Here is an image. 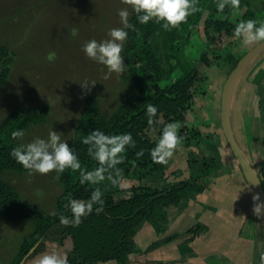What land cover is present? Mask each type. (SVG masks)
<instances>
[{"label": "trees", "instance_id": "16d2710c", "mask_svg": "<svg viewBox=\"0 0 264 264\" xmlns=\"http://www.w3.org/2000/svg\"><path fill=\"white\" fill-rule=\"evenodd\" d=\"M210 0H195L197 11L190 14L179 27L164 28L163 22L150 20L141 24L132 12L129 17L134 27L128 29L122 55L127 63V77L136 86L135 94L120 104L109 117H104L97 106L96 97L85 98L78 123L74 130L71 147L79 156L82 167L93 169L98 162L88 154V145L83 143L94 128L106 133L131 132L136 144L128 147L125 158L118 165L123 180H140L146 176L164 177L169 166L152 159L151 148L159 139L162 128L169 122L179 124L180 142L183 146H195L199 158L187 160L189 177L167 181L160 187L134 185L121 188L113 185L106 174L105 180L97 185L81 184L80 171L66 169L57 176L62 191L55 201L51 213H46L35 203L23 200L17 190L4 179L7 171L27 172L12 155L11 150L22 141L12 137L16 129L26 131L31 125L42 122L48 116L50 106L40 102L31 106H19L9 111L0 121V215L5 220L29 219L33 224L8 264H26L29 259L47 251V243L63 246L66 240L70 246L64 252L70 264H100L113 260L116 264H128L129 255L140 250L137 234L144 224H150L155 240L144 251L171 241L177 233L165 234L174 210L181 209L192 194L201 192L215 180L219 164L208 132L199 126L198 110L207 93L206 70L212 65L223 69L228 75L238 58L233 45L240 40L234 33L235 25L241 20L254 18L264 22V12H255L248 2L242 11L232 6L230 0L223 11L213 6L202 19L204 9ZM199 35L203 48L194 59L185 54L190 40ZM11 51L0 46V87L10 74ZM179 74L173 79V71ZM158 107L157 122L148 123L146 106ZM143 150L142 155L137 152ZM175 173H180L175 170ZM114 174V173H113ZM101 187L105 204L100 212L93 211L77 224H62L59 214L70 215L65 208L70 197L86 199L93 188ZM204 226L196 224L189 228L185 242L194 238ZM32 249V250H31ZM182 250L188 248L182 247ZM159 264H173L159 261Z\"/></svg>", "mask_w": 264, "mask_h": 264}, {"label": "rangeland", "instance_id": "374dc122", "mask_svg": "<svg viewBox=\"0 0 264 264\" xmlns=\"http://www.w3.org/2000/svg\"><path fill=\"white\" fill-rule=\"evenodd\" d=\"M250 1L258 13L264 12V0ZM125 7L130 17L133 9L124 0H0V46H6L13 58L9 77L0 87V121L15 107L40 102L50 106L45 120L31 125L21 142L35 136L46 138L53 128L61 131L71 145L86 97L94 95L100 113L109 117L135 94L136 86L126 71L109 73L106 66L86 57L81 47L91 38H106L109 28L122 26L118 10ZM208 13L204 9L201 21ZM199 37H191L193 44L186 46L188 59H194L203 48ZM178 74L176 69L170 77ZM85 79L96 83L82 86L79 82ZM4 179L23 200L35 203L46 213L53 211L62 191L54 171H7ZM32 228L29 219L8 221L0 215V264L10 262ZM69 246V240L61 247L49 242L46 252L64 254ZM35 257L26 264H33Z\"/></svg>", "mask_w": 264, "mask_h": 264}, {"label": "crops", "instance_id": "0c3cea01", "mask_svg": "<svg viewBox=\"0 0 264 264\" xmlns=\"http://www.w3.org/2000/svg\"><path fill=\"white\" fill-rule=\"evenodd\" d=\"M216 2L210 0L205 12H210ZM246 2L257 12L250 0H239L237 9L242 7L243 10ZM254 44H244L241 38L233 45V53L239 59ZM206 74L207 93L201 100L198 116L199 126L209 133L212 150L217 155L219 169L215 180L205 190L187 198L181 209L173 211L162 236L177 233L175 239L146 252L147 245L158 236L150 224H144L137 234L140 250L129 255L128 264H159L162 260L173 264H264L261 258L263 219L252 212V191L221 126V92L227 74L216 65L208 67ZM227 118L232 137L254 167L264 190V49L245 64L233 83ZM200 156L195 146L179 144L169 158L170 166L164 177L146 176L122 182L160 187L167 181L185 179L189 177L187 160ZM196 224L204 229L185 242L189 236L186 231ZM185 246L188 249L182 250ZM100 264L116 262L109 260Z\"/></svg>", "mask_w": 264, "mask_h": 264}, {"label": "clouds", "instance_id": "9594fccd", "mask_svg": "<svg viewBox=\"0 0 264 264\" xmlns=\"http://www.w3.org/2000/svg\"><path fill=\"white\" fill-rule=\"evenodd\" d=\"M228 0H218L217 9L223 11ZM232 6H238L239 0H230ZM125 4L131 6L137 14L136 18L141 24H146L150 20L163 22V27L170 29L179 27L185 22L190 14L197 11L195 0H124ZM121 25L108 29L107 37L97 40L91 38L82 44V50L86 57L98 64L107 67L109 73L122 74L127 70L125 56L122 55L125 42L128 38V29L134 27L129 20V9L120 8L118 10ZM234 33L242 38L244 44L255 42L257 45L264 44V22H258L254 18L241 20L235 25ZM82 86L94 85L96 80L85 79L79 82ZM90 90V89H89ZM148 123L151 125L157 122L158 107L155 104L146 106ZM179 124L169 121L161 131L155 146L151 148L152 159L157 163H167L172 157L182 137L179 135ZM14 138H23V129L13 130ZM83 143L87 144L88 154L98 162L93 169L82 167L81 160L67 139H63L61 131L50 129L47 137L35 136L29 142H20L11 150V155L28 170L30 174H47L55 172L61 175L66 169L80 171V183L97 185L105 180L106 174L113 185L121 188L130 187L123 183L120 175L122 169L118 167L125 158L128 147H133L136 140L131 132H120L109 134L99 128H94L87 136L83 137ZM143 150L137 152L142 155ZM250 168H254L250 165ZM114 173V174H113ZM253 184L262 181L255 176L249 179ZM261 194L256 192L252 195V212L257 217L264 216V200ZM105 204L104 193L101 187H95L86 199L70 197L65 208L70 211V215L59 214L62 224H79L82 219L89 216L93 211L100 212ZM264 259V253L261 254ZM33 264H70L67 254L57 251L44 252L33 259Z\"/></svg>", "mask_w": 264, "mask_h": 264}, {"label": "water", "instance_id": "95a60500", "mask_svg": "<svg viewBox=\"0 0 264 264\" xmlns=\"http://www.w3.org/2000/svg\"><path fill=\"white\" fill-rule=\"evenodd\" d=\"M264 49V44L257 45L256 43L247 51L245 54H243L237 61L236 65L232 69V71L227 75V78L225 80V83L222 88L221 92V110H220V120H221V126L222 131L225 136V139L227 141V144L233 153L235 159L240 165V168L243 172V175L252 191V194L259 192L261 194L260 198L261 200H264V190L261 186V183L259 184H253L249 181V179L254 180L255 176L257 174L253 170V168H250V163L246 159V157L243 155V153L240 151L239 147L237 146L234 138L231 135L229 124H228V118H227V106H228V98L231 91V88L233 86V83L235 82L237 76L239 75L242 68L245 66V64L258 52L262 51ZM263 223H264V216H262ZM32 250V249H31Z\"/></svg>", "mask_w": 264, "mask_h": 264}]
</instances>
